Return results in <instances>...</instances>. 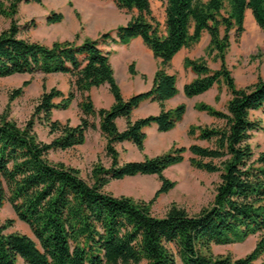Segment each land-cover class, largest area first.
Masks as SVG:
<instances>
[{
  "label": "trees",
  "instance_id": "1",
  "mask_svg": "<svg viewBox=\"0 0 264 264\" xmlns=\"http://www.w3.org/2000/svg\"><path fill=\"white\" fill-rule=\"evenodd\" d=\"M100 1H111L132 13L130 20L97 39L79 42L80 36L75 35L72 41L45 46L20 38V28L12 20L21 4L42 5V0H0V16L12 20L0 32V79L35 74L70 77L66 96L43 86L23 126L8 113L0 116V209L8 203L31 233L8 232L12 219L0 223V264H177L170 245L181 264H264V150L255 156L250 143L254 133H264L260 121L253 118L255 112L264 115V79L237 88L225 63L230 33L241 37L247 11L264 35V0H165L163 26L153 17L148 0ZM62 20L55 12L46 17L48 25ZM203 34L209 37L203 56L184 58V68L195 78L183 93L191 99L215 87V101L223 88L228 96L222 110L195 105V110L215 120L210 126L188 128L189 138L204 145L173 147L156 157L121 162L116 145L128 142L142 152L145 128L155 125L159 133H166L182 120L184 105L165 109L177 95L176 77L168 68L176 54L198 44ZM135 39L142 41L158 66L152 88L124 100L110 63L111 51L104 48L128 45ZM208 60L217 62L218 69H210ZM134 67L128 66L131 75ZM28 85L24 81L12 91L10 102L21 97ZM101 86H107L114 99L108 109H95L89 95ZM76 94L81 97L79 124L53 120V111L68 110ZM148 100L158 103L159 114L132 121V112ZM118 118L126 123L122 131ZM36 123L54 136L49 143L38 139ZM96 128L104 139L109 165L94 164L90 182L77 169L49 160L52 152L84 145L87 132ZM186 153L193 169L218 174L213 199L194 215L172 203L164 216L156 217L151 205L175 187L164 171L181 164ZM136 176L157 177L160 185L150 201L104 191L113 181ZM252 236L258 239L244 257L211 251L213 246L241 244Z\"/></svg>",
  "mask_w": 264,
  "mask_h": 264
},
{
  "label": "rangeland",
  "instance_id": "2",
  "mask_svg": "<svg viewBox=\"0 0 264 264\" xmlns=\"http://www.w3.org/2000/svg\"><path fill=\"white\" fill-rule=\"evenodd\" d=\"M148 1L153 17L163 26L165 0ZM51 12L60 13L63 20L59 24L48 25L46 17ZM131 16L132 13L118 9L111 1L42 0V5L21 4L17 15L12 20L20 28V38L50 46L55 42L72 41L75 35L80 36L79 42L86 38L97 39L102 33L111 31L119 25H125ZM12 20L0 16V32L8 29ZM206 35H202L195 48L189 49V54L194 57L191 59L203 56L204 48L209 41V37ZM104 49L107 50L108 47ZM118 51L119 59L118 64L114 65L116 66L114 78L120 83L127 74L128 65L133 63L135 66V63H146V58L151 53L141 40H133L125 48L122 47ZM225 63L237 88L252 85L258 78L264 79V35L254 22L250 11L245 14L244 32L241 37L236 38L233 31L230 33V47L226 52ZM208 66L210 69L216 70L219 64L208 60ZM24 81H29V85L24 88L22 96L10 102L9 94L20 88ZM43 86L46 90L56 88L66 96L70 91V77L61 74H35L15 75L0 79V116L8 113L9 118L15 121L18 126H23L32 116L34 107L43 92ZM215 95H217L216 88L205 96L193 100L192 103L195 105L205 103L215 109L222 110L228 99L225 89H222L219 101H215ZM80 100L81 97L76 94L69 109L53 111L52 119L63 125H78L82 116L78 108ZM59 101L60 99L56 100V102ZM253 118L259 120L261 126L264 127V115L261 112L253 113ZM94 123L97 125V120H94ZM198 124L210 126L211 123L203 121ZM35 132L38 139L44 143H49L54 137L49 134L48 128L41 123H36ZM157 138L159 137L149 134L142 152L129 145H116L120 161H141L145 157H156L168 152L170 145L168 147L163 146L160 151L155 150ZM104 143V139L97 128L90 129L86 134L84 145L66 151L52 152L49 155V160L77 169L80 176L85 181L90 182V172L94 164L99 162L105 167L109 165L103 151ZM250 143L255 156H257L264 150V133H254ZM184 156L185 159L181 164L164 171L165 178L174 182L175 187L169 193L159 196L151 205V213L156 217L164 216L172 203L194 215L213 199L214 188L218 183V174H207L193 169L188 162L190 154L186 153ZM159 185L156 176H136L113 181L104 191L114 197L125 196L134 201L148 202L152 199ZM8 219L14 220V224L8 232H19L31 236L27 226L17 219L11 206L6 203L0 209V223H4ZM257 239L258 236H252L241 244L213 246L211 251L214 255H229L232 258L244 257L253 249ZM169 248L174 254L177 264H181L175 247L170 245Z\"/></svg>",
  "mask_w": 264,
  "mask_h": 264
},
{
  "label": "crops",
  "instance_id": "3",
  "mask_svg": "<svg viewBox=\"0 0 264 264\" xmlns=\"http://www.w3.org/2000/svg\"><path fill=\"white\" fill-rule=\"evenodd\" d=\"M135 40H140V39H135ZM198 44L194 45L193 47L195 48ZM126 46L127 45H110L108 47L107 51H111L110 63L112 65L113 71L116 67L114 65L118 64V59H119L118 50L122 47L125 48ZM148 57L146 58L147 60L146 63H140V64L135 63L134 75H131L129 73L128 71L129 65H128L127 74L125 72L126 76L124 80L121 81L120 83L115 79L120 88V92L124 100H127L133 95L149 91L152 88L153 76L158 66V60H156L153 57L152 53H149ZM185 57L194 58L192 55L189 54V49H182L172 59L171 65L168 68V73L176 77L177 95L174 98L168 100L165 104L166 110H171L179 105H184L185 113L183 115V118L173 130L166 133H159L155 125L145 128L144 133L146 135V140L144 142V147L146 146V141L148 139L149 134H153L155 135V137H159L157 138L158 142L154 147L156 151H160L163 146L168 147L169 145H170V149H172L173 147H189L191 144H195V143L202 145L204 143L195 142L194 140L189 138L187 134L188 128L192 125H200L198 123H202L203 121H208L209 123H211L210 125H212L215 122L213 118L209 117L205 113L195 110V106H194L195 104L192 103L193 100L205 96L215 87H213L206 93L191 99L186 98L183 93L184 86L195 78L194 74L190 71V69H185L183 66V61ZM89 95L91 97L95 109H100V108L108 109L114 103V99L110 94L107 86L92 88L89 92ZM159 112H160V107L158 103L148 100L140 104V106L132 112L131 120L135 121L137 119L145 118L147 116H151V115L154 116L159 114ZM116 124L120 131L125 129L126 123L124 119L118 118L116 120ZM120 144H125L136 148L134 145L128 142H124Z\"/></svg>",
  "mask_w": 264,
  "mask_h": 264
}]
</instances>
